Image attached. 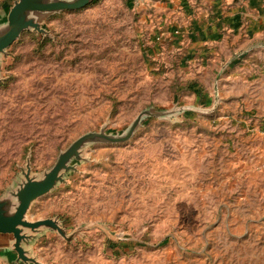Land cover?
<instances>
[{"label":"rangeland","instance_id":"obj_1","mask_svg":"<svg viewBox=\"0 0 264 264\" xmlns=\"http://www.w3.org/2000/svg\"><path fill=\"white\" fill-rule=\"evenodd\" d=\"M34 18L0 54V208L66 160L0 264H264V0Z\"/></svg>","mask_w":264,"mask_h":264},{"label":"water","instance_id":"obj_2","mask_svg":"<svg viewBox=\"0 0 264 264\" xmlns=\"http://www.w3.org/2000/svg\"><path fill=\"white\" fill-rule=\"evenodd\" d=\"M91 0H20L10 10L8 15V23L6 27L0 28V54L5 52L19 37L22 31L33 28L39 29V24L34 18L38 13H54L62 10H77L85 7ZM105 139L104 137H86L77 143L72 150V155L77 147L87 141ZM68 157V156H67ZM64 160L54 169L48 176L46 181L41 184L30 183L24 187L19 194L20 204L13 215H7L4 209L0 208V253L7 248L6 239L13 235L15 238V248L19 250L23 240L22 228L31 227L33 225L24 221V216L30 203L46 194L54 183L59 171L64 166Z\"/></svg>","mask_w":264,"mask_h":264},{"label":"crops","instance_id":"obj_3","mask_svg":"<svg viewBox=\"0 0 264 264\" xmlns=\"http://www.w3.org/2000/svg\"><path fill=\"white\" fill-rule=\"evenodd\" d=\"M195 50L194 49H192V52H194Z\"/></svg>","mask_w":264,"mask_h":264}]
</instances>
